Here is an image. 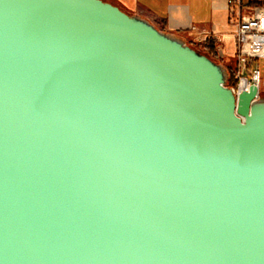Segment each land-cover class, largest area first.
I'll use <instances>...</instances> for the list:
<instances>
[{
    "label": "water",
    "instance_id": "water-1",
    "mask_svg": "<svg viewBox=\"0 0 264 264\" xmlns=\"http://www.w3.org/2000/svg\"><path fill=\"white\" fill-rule=\"evenodd\" d=\"M104 0H0V264H264V96Z\"/></svg>",
    "mask_w": 264,
    "mask_h": 264
},
{
    "label": "crops",
    "instance_id": "crops-1",
    "mask_svg": "<svg viewBox=\"0 0 264 264\" xmlns=\"http://www.w3.org/2000/svg\"><path fill=\"white\" fill-rule=\"evenodd\" d=\"M241 1L245 11L264 10V0ZM107 2L128 14L144 18L163 32L184 39L203 53L216 55L227 67L235 65V27L230 20L228 0H107ZM256 68L261 76L259 67ZM259 95L264 96L262 76Z\"/></svg>",
    "mask_w": 264,
    "mask_h": 264
},
{
    "label": "built area",
    "instance_id": "built-area-1",
    "mask_svg": "<svg viewBox=\"0 0 264 264\" xmlns=\"http://www.w3.org/2000/svg\"><path fill=\"white\" fill-rule=\"evenodd\" d=\"M230 20L236 38L234 90H260L261 76L255 64L264 61V10L245 11L241 0H228Z\"/></svg>",
    "mask_w": 264,
    "mask_h": 264
},
{
    "label": "trees",
    "instance_id": "trees-1",
    "mask_svg": "<svg viewBox=\"0 0 264 264\" xmlns=\"http://www.w3.org/2000/svg\"><path fill=\"white\" fill-rule=\"evenodd\" d=\"M193 47V46H192ZM195 48V47H194ZM197 49V48H196ZM198 50V49H197ZM199 51V50H198ZM201 52V51H200ZM202 54H204V55H206L208 58H210L212 61H214V62H216V63H221L218 59H217V57H216V55H214V54H211V53H203V52H201ZM227 69H228V71H229V74H230V79H229V83H228V85L230 86V87H234V84H235V82H234V74H235V67L233 66V67H227Z\"/></svg>",
    "mask_w": 264,
    "mask_h": 264
},
{
    "label": "rangeland",
    "instance_id": "rangeland-1",
    "mask_svg": "<svg viewBox=\"0 0 264 264\" xmlns=\"http://www.w3.org/2000/svg\"><path fill=\"white\" fill-rule=\"evenodd\" d=\"M107 1V0H104ZM222 64V63H221ZM225 66V65H224ZM259 67L260 71H261V76L264 79V62H259V64L257 65V63L255 64V67ZM227 68V66H225Z\"/></svg>",
    "mask_w": 264,
    "mask_h": 264
}]
</instances>
